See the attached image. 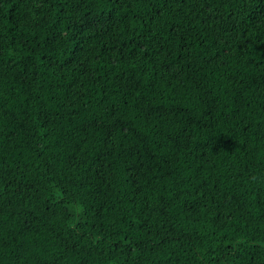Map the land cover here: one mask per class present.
<instances>
[{"label": "trees", "instance_id": "16d2710c", "mask_svg": "<svg viewBox=\"0 0 264 264\" xmlns=\"http://www.w3.org/2000/svg\"><path fill=\"white\" fill-rule=\"evenodd\" d=\"M0 264H264V0H0Z\"/></svg>", "mask_w": 264, "mask_h": 264}]
</instances>
